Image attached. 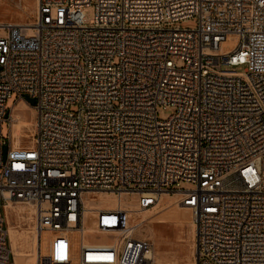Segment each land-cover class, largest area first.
Wrapping results in <instances>:
<instances>
[{
    "label": "built area",
    "instance_id": "1",
    "mask_svg": "<svg viewBox=\"0 0 264 264\" xmlns=\"http://www.w3.org/2000/svg\"><path fill=\"white\" fill-rule=\"evenodd\" d=\"M14 93L29 145L3 137ZM178 191L195 264H264V0H37L33 23L0 25V264L16 202L34 264H156L131 214Z\"/></svg>",
    "mask_w": 264,
    "mask_h": 264
},
{
    "label": "rangeland",
    "instance_id": "2",
    "mask_svg": "<svg viewBox=\"0 0 264 264\" xmlns=\"http://www.w3.org/2000/svg\"><path fill=\"white\" fill-rule=\"evenodd\" d=\"M37 0H0V23H32L35 19ZM94 15V9L87 11L88 19ZM174 27L192 28L197 26V19H189L176 22ZM179 66L183 62H178ZM18 95L14 93L7 101V111L10 112L16 105V118L22 122L30 123L23 128L22 136L19 137L21 145H29L36 133L37 113L34 108L24 102L17 103ZM24 100L30 105L36 104V99L29 94L23 95ZM174 109L172 107L161 110L159 117L167 119ZM3 137L9 139L10 132L13 142L17 138L13 134V127L8 121L2 125ZM8 146L4 147L6 154ZM193 186L182 183L180 187L173 186L170 190L189 189ZM176 197V198H175ZM109 199V198H108ZM108 200L107 202H109ZM176 201V202H175ZM177 195L167 193L163 196L160 204L153 210L147 211L149 218L141 226L140 234L149 237L154 243V257L156 264H195V230L192 213L187 209L188 218L183 222L172 219V208L179 206ZM170 214V215H169ZM169 217V218H168ZM33 207L23 202H16L8 209V232L11 239L12 251L16 264H34V232H33ZM99 242H107L105 236L91 237Z\"/></svg>",
    "mask_w": 264,
    "mask_h": 264
},
{
    "label": "bare ground",
    "instance_id": "3",
    "mask_svg": "<svg viewBox=\"0 0 264 264\" xmlns=\"http://www.w3.org/2000/svg\"><path fill=\"white\" fill-rule=\"evenodd\" d=\"M4 24L5 23H0V25H4ZM13 24L29 25L31 23L21 22V23H13ZM15 112H16V107H15V110H14V118H13L14 120H13L12 127H13V134L17 138V140H15L14 144L16 146H18V145H21L20 142H19V137L22 136L23 128L26 127L27 125H29L30 123L20 121L18 118H16L17 115L15 114ZM179 193L180 192L178 191L175 194V195H177V199L179 197ZM164 195H167V192L162 194L161 200L163 199V196ZM187 209H189V208L183 207L182 205L175 206L174 208H172V210L170 212V214L172 216V219L175 218V219H177V221L183 222L184 220H186L188 218V213L186 211ZM133 210H135V209H133ZM131 215H132V218H133V223H135V224H142V225H144V223H146L147 222V219L150 217L147 212H142L141 213V212L133 211ZM33 220H34V214H33ZM194 229H195V227H194ZM153 256H154V254H153Z\"/></svg>",
    "mask_w": 264,
    "mask_h": 264
}]
</instances>
